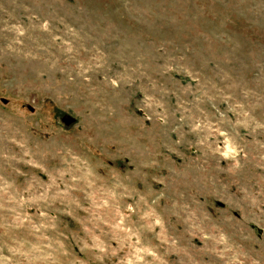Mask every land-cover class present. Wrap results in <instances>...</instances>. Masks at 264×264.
I'll return each mask as SVG.
<instances>
[{
	"label": "rangeland",
	"instance_id": "obj_1",
	"mask_svg": "<svg viewBox=\"0 0 264 264\" xmlns=\"http://www.w3.org/2000/svg\"><path fill=\"white\" fill-rule=\"evenodd\" d=\"M0 264H264V0H0Z\"/></svg>",
	"mask_w": 264,
	"mask_h": 264
}]
</instances>
